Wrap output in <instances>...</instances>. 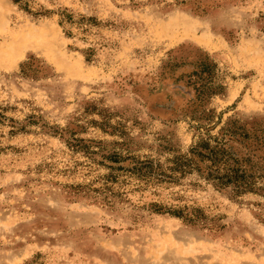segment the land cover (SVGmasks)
Returning a JSON list of instances; mask_svg holds the SVG:
<instances>
[{
    "label": "rangeland",
    "instance_id": "rangeland-1",
    "mask_svg": "<svg viewBox=\"0 0 264 264\" xmlns=\"http://www.w3.org/2000/svg\"><path fill=\"white\" fill-rule=\"evenodd\" d=\"M0 12L44 43L0 54V264H264V195L176 168L229 122L264 125V0ZM194 67L216 89L201 100Z\"/></svg>",
    "mask_w": 264,
    "mask_h": 264
},
{
    "label": "trees",
    "instance_id": "trees-1",
    "mask_svg": "<svg viewBox=\"0 0 264 264\" xmlns=\"http://www.w3.org/2000/svg\"><path fill=\"white\" fill-rule=\"evenodd\" d=\"M20 1L11 0L13 4H19ZM64 18L70 19L68 15ZM208 71V67H194L188 75L187 84L195 90L198 100L216 90L210 87ZM193 77L195 78L192 79ZM219 135L220 138H215L212 145L208 141L198 143L184 161L177 162L179 165H176V168L194 166L205 179L214 182V186L219 189L232 185L236 193L258 192L264 195V125L253 123L249 127H235L233 122H229L221 128ZM134 168L152 170V163L141 162ZM257 180L263 182L262 187H256ZM163 210L165 209L158 208L156 212H164ZM166 210L188 222L193 221L194 216L197 217L196 210L193 214L185 215L180 210Z\"/></svg>",
    "mask_w": 264,
    "mask_h": 264
},
{
    "label": "bare ground",
    "instance_id": "bare-ground-1",
    "mask_svg": "<svg viewBox=\"0 0 264 264\" xmlns=\"http://www.w3.org/2000/svg\"><path fill=\"white\" fill-rule=\"evenodd\" d=\"M3 12H0V17ZM43 36L39 33L25 34L22 29L16 31L0 30V54L19 53L28 47L40 48L44 43H40L38 38Z\"/></svg>",
    "mask_w": 264,
    "mask_h": 264
}]
</instances>
